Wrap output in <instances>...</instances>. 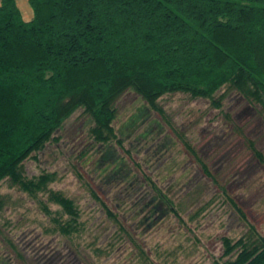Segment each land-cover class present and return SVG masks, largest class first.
Instances as JSON below:
<instances>
[{"label":"rangeland","instance_id":"obj_1","mask_svg":"<svg viewBox=\"0 0 264 264\" xmlns=\"http://www.w3.org/2000/svg\"><path fill=\"white\" fill-rule=\"evenodd\" d=\"M16 1L26 20L27 0ZM219 96L216 109L209 100L165 95L161 117L128 91L115 104L110 144L95 143L90 117L75 112L57 142L23 163L28 180L52 176L43 192L0 182V264H213L226 259L223 238L248 234L230 200L264 237V164L250 148L264 159V112L233 90ZM50 192L79 212L72 236L51 221L67 217Z\"/></svg>","mask_w":264,"mask_h":264},{"label":"trees","instance_id":"obj_2","mask_svg":"<svg viewBox=\"0 0 264 264\" xmlns=\"http://www.w3.org/2000/svg\"><path fill=\"white\" fill-rule=\"evenodd\" d=\"M27 2L29 22L16 0H0V182L32 196L43 192L52 176L26 179L24 161L57 142L54 134L80 109L92 121V140L110 144L115 104L128 91L161 117L165 95L209 100L220 109L216 95L224 88L264 112V0ZM48 199L67 217L51 218L57 231L72 236L79 217L73 202L53 192ZM229 202L248 234L236 242L223 238L226 259L213 264H264V237Z\"/></svg>","mask_w":264,"mask_h":264},{"label":"crops","instance_id":"obj_3","mask_svg":"<svg viewBox=\"0 0 264 264\" xmlns=\"http://www.w3.org/2000/svg\"><path fill=\"white\" fill-rule=\"evenodd\" d=\"M17 2V1H16ZM28 3V2H27ZM17 5H18V3H17ZM25 5H26V3L24 2V1H22V3H21V7L23 8V13L27 16V19L25 20L26 22H29V21H31L32 20V11H31V16H30V12H28L26 9H25ZM18 7H19V5H18ZM19 9H20V7H19ZM20 11H21V9H20ZM21 14H22V12H21ZM23 17V16H22ZM24 19V18H23Z\"/></svg>","mask_w":264,"mask_h":264}]
</instances>
